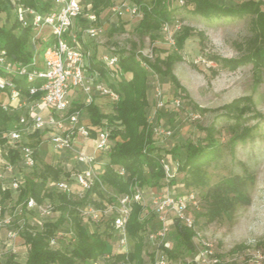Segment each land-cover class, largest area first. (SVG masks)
Segmentation results:
<instances>
[{
  "label": "rangeland",
  "instance_id": "1",
  "mask_svg": "<svg viewBox=\"0 0 264 264\" xmlns=\"http://www.w3.org/2000/svg\"><path fill=\"white\" fill-rule=\"evenodd\" d=\"M212 1L218 5L234 7L249 0ZM254 1H261V8L264 10V0ZM83 2L92 6V0H83ZM142 2L148 4L150 0H142ZM165 4L171 13L170 32L168 31L169 34H167L161 31L155 42L138 32L140 19L126 16L118 20L112 17L109 8H105L98 15V24L102 26L103 32L95 39L85 34L84 46L90 51L91 60H99L102 55L108 54L119 57L134 54L138 58L144 55L152 61L157 55L162 59L174 53L181 55L183 59L174 62L172 66L173 75L181 88L185 90L182 94L187 95V98L181 100V107L176 108L170 102L177 92L176 85L163 84L158 75L152 72L149 74L151 89L148 112L151 124L159 129L172 131L170 138L156 135L155 145L162 149L163 155L166 156L168 153V159L172 154L181 161L180 163H183L187 157L188 144L207 152L210 150L208 142L212 139L221 149V156L204 165V170L209 177L208 186H196L191 183L192 180L187 182L188 172L181 170L178 171L174 183L170 185V192L175 196L194 192L199 207L193 211V215H198L194 248L188 249L177 245L173 237L174 233H171L168 237L171 252L168 264H202L197 259L200 240L212 243L216 254L221 259V264H264V67L256 69L252 64H245L232 70L210 60L212 57L236 59L249 55L256 49L264 51V39L257 37L255 15L247 13L241 17L205 19L194 15L192 9L181 6L178 0H166ZM6 18L5 14H1L0 26L11 27L14 16L7 20ZM76 25L78 30V28H87L90 23ZM112 25L117 28L122 27V30L111 34ZM177 26H189L194 30L182 50H177L175 46L168 43L170 34L176 35L179 31L175 32ZM117 75L114 77L113 73L108 72L107 76L97 77L99 81L109 86L117 84L121 77L119 73ZM126 77L130 79L127 74ZM157 88H160L169 99L165 108L162 109L157 106ZM86 97V94L79 90L73 93L72 101L84 103ZM246 97L251 99L250 102L240 100ZM236 100L241 101L238 104L240 106L238 110L226 108ZM111 105L114 106V102ZM245 105L249 108L244 110L242 107ZM199 109H203L204 112H199ZM194 114H199V118L195 119ZM237 117H242V126L251 129L252 137L245 142H237L232 151L229 141L234 135L233 126L237 122ZM28 140L30 143L38 144L39 156L43 161L61 167L67 173L83 168L76 163L72 153L56 152L48 134L30 136ZM84 141V138L77 136L75 144L83 148L86 143ZM17 174L32 176L33 169L20 165ZM65 178L67 177L63 174L60 179ZM232 178L243 180L241 188L247 195L249 203H237L230 213L208 220L203 214L207 212L211 202L210 193L220 190L224 195L232 197L234 193L226 186V180ZM188 184L191 185L187 186ZM47 187L52 189L48 185ZM142 190L145 192L146 202L142 217H145L148 222L145 229L140 232V237L146 241L145 264H151L156 254L154 246L148 243V233L154 222L149 197L153 192H163L165 189L144 186ZM53 193L57 194L55 191ZM101 193L102 197L93 195L90 206L105 209L110 203L114 204L109 202L115 193L111 188L104 186ZM17 201V193L11 194L10 198L4 202L1 201L0 196V209L4 211V214L12 215L14 221L26 222L30 226L42 229L44 223L54 222L59 217V213L55 210L56 198L46 200L38 209L24 210L22 213L18 211L20 204ZM82 222L90 234L96 232L107 237L111 256L108 262H112L116 253L121 251L118 244V232L111 227L110 223L94 222L88 218L82 219ZM4 234V231L0 230V250L3 252L5 264L10 256L15 257L14 261L25 263L28 248L24 241L18 239L15 244L17 252H12L8 249L14 244L6 245ZM56 237L58 241L56 249L62 251L73 249L75 238L68 225H64ZM128 240V249L132 250L134 241L130 237Z\"/></svg>",
  "mask_w": 264,
  "mask_h": 264
},
{
  "label": "trees",
  "instance_id": "2",
  "mask_svg": "<svg viewBox=\"0 0 264 264\" xmlns=\"http://www.w3.org/2000/svg\"><path fill=\"white\" fill-rule=\"evenodd\" d=\"M22 3L31 9L46 12L50 11L53 6V0H21ZM140 6L143 17L140 19L137 27L138 32L143 36H148L152 42H155L162 31L164 24L171 22V13L166 7V0H150L148 4L142 0H134ZM112 0H92L91 9L98 15L105 9L109 8ZM187 8L192 9L194 15L205 19L218 17H241L247 13L255 15L254 22L257 29V37L264 39V10L261 8L262 2L249 0L238 6L229 7L218 5L212 0H186ZM5 14L7 19L12 14V0H0V16ZM18 30V32H16ZM122 30L111 26V34ZM194 30L192 27L183 26L175 35V47L182 50L187 39H189ZM33 32L30 28H21L17 23H13L11 27L5 25L0 26V50H5L8 56L17 64H29L35 53L42 56L47 45L51 43H39L38 47L31 41ZM257 39V38H256ZM183 57L178 53L170 54L165 58L158 55L154 60H150L147 56L141 55L138 58L134 54L120 56L119 76L117 84H111L109 87L118 94L119 99L113 106V112L110 114L103 113L94 101L89 104L82 102H73L69 113L81 111L82 118L86 117L90 120L93 128H108L110 130L111 151L103 160L104 167L99 175V181L94 187L88 190L83 197H75L66 193L59 192L55 189H48L49 181H59L64 174L69 177V173L63 171L61 167L53 166L40 158L37 143H30L35 149L34 157L37 161L33 169L32 176L25 177V185L18 195V204L26 203L28 199L33 198L38 205H42L46 200H54L56 198V212L59 217L54 222H46L42 229L30 226L25 223L21 238L28 248V257L25 263L14 261V256H10L6 264H85L89 260H96L109 255L108 241L105 235L96 232L90 234L82 222L80 209L92 203L93 195L103 196L102 188L107 186L115 193L109 199V202H115L116 196L132 193L135 188L142 189L147 187L165 188L170 187L174 180L166 182L165 173L163 171L162 161L167 159L163 155L162 149L155 144V136L153 125L149 120L150 106V72L159 76L161 83H174L176 85L175 97L187 98L185 90L181 88L178 80L172 73L174 62L182 60ZM215 63H221L222 66L232 70L245 64H252L258 69L264 67V51L256 49L249 55L236 59H224L212 57L210 59ZM89 69L97 71L101 76H107L109 70L104 64L96 59L91 60ZM0 74L6 76L0 71ZM126 74H131L128 79ZM118 75H116L117 77ZM23 95H29V88L32 83L26 79L15 80ZM41 93L32 97L40 98ZM249 101L247 97L244 99ZM240 100L234 101L227 105L226 108L238 110ZM233 108V109H232ZM244 110L249 108L248 105L242 107ZM199 112H204L199 109ZM242 117H237V122L233 126L234 135L229 141V146L233 151L237 142H245L252 137L251 129L242 126ZM19 121V116L3 109L0 103V145L6 143L4 134L8 132L15 123ZM39 132L31 135L37 137ZM91 136H96L95 131H91ZM113 141V142H112ZM209 151H202L200 148L192 144H188V154L183 163H180L181 171L188 172L187 182L192 180L196 186L206 187L209 184V177L204 170V165L209 161L217 159L221 156V149L213 142H208ZM170 154V153H169ZM171 158L177 159L170 154ZM19 158V153L10 151L6 159L15 163ZM178 160V159H177ZM181 162V161H179ZM124 169L126 175L123 177L119 174ZM250 176V175H248ZM251 177V176H250ZM193 178V179H192ZM243 180L232 178L226 180V186L234 193L232 197L226 196L220 190H214L210 193L211 202L204 217L208 220H214L224 214L230 213L237 203H249V199L241 188ZM188 184L187 186H190ZM57 194H54L53 192ZM1 201L4 202L10 198L9 191L2 192L0 189ZM111 204V203H110ZM98 205V204H97ZM145 207L141 204H134L131 210L126 232L128 238L134 241V247L128 253H116L112 262L109 264H145L144 256L146 241L140 237V232L145 229L147 220L142 217ZM196 212V211H195ZM154 214V213H153ZM154 222L151 225V231L156 230L158 220L153 215ZM198 215L195 216V225L198 223ZM104 224L111 225L112 221H103ZM68 225L75 238L73 249L62 251L50 247V239L56 236L60 229ZM112 227V225H111ZM113 228V227H112ZM174 233L173 237L179 246L193 249L196 230L187 227L178 218H173L169 235ZM169 237V236H168ZM168 256L170 249L167 250ZM111 257V256H110ZM170 258V257H169ZM153 262V261H152ZM152 264V263H151Z\"/></svg>",
  "mask_w": 264,
  "mask_h": 264
},
{
  "label": "built area",
  "instance_id": "3",
  "mask_svg": "<svg viewBox=\"0 0 264 264\" xmlns=\"http://www.w3.org/2000/svg\"><path fill=\"white\" fill-rule=\"evenodd\" d=\"M178 2L181 6L186 5V0H178ZM109 12L118 20L126 16L132 19L143 17L141 6L134 0H112ZM12 14L14 22L21 28L31 29L33 32L31 41L34 45L38 47L39 43L50 41L51 43L46 46L42 56L35 53L32 61L26 65L15 63L5 50H0V71L6 75L0 74V103L4 110L19 116V121L4 134L6 143L0 145V189L2 192L20 194L26 176L17 174V169L20 165L34 169L37 164L34 157L35 149L30 145L28 137L39 132L49 135L50 143L56 152L72 153L76 163L83 166L81 169L70 171L69 177L65 179L50 181L48 186L68 195L83 197L99 181V175L104 167L103 160L110 153L112 145L108 128H93L84 124L81 111L69 113L73 103L72 95L76 91H83L87 96L84 102L86 104L92 102L97 95L109 96L113 102L119 99L116 92L98 80L97 76L100 73L89 69L92 55L84 46L83 36L86 34L91 39L98 38L103 28L98 24L97 14L83 0H53L51 10L46 12L28 8L21 0H12ZM78 23H90V26L77 30ZM170 27L168 22L163 25L162 31L170 32ZM181 28L177 26L175 32L180 31ZM175 42V35L170 34L168 43L175 46ZM98 61L102 62L114 77L120 72L119 56L102 55ZM16 79H26L32 83L28 96L22 94ZM38 93H41L40 98H32ZM156 97L158 108H165L169 99L160 88L156 89ZM170 102L176 108L181 107L180 98L172 97ZM199 116V114L193 115L195 119ZM91 131L96 133L94 138L91 136ZM153 132L165 138L172 136L170 129L162 130L156 126H153ZM77 136L92 140L94 151L87 153L77 147L75 144ZM10 151L19 153L15 163L5 157ZM180 165L179 160L173 158L162 161L167 183L176 178ZM119 174L124 177L126 171L121 169ZM164 189L163 192H153L149 197V206L152 207V212L158 220L156 230L148 233V243L154 246L156 254L152 264L169 262L168 236L173 218H178L187 227L196 229L195 215H193V211L199 207L196 194L189 192L175 196L171 194L169 186ZM134 204H141L144 207L146 205L145 192L140 188H135L132 193L116 196L114 204H110L105 209L84 206L80 209V215L82 219L88 218L94 222L111 220L113 229L119 234L118 244L121 250L119 253H128L130 250L126 225ZM40 206L30 198L26 203L20 204L18 211L19 213L24 210L32 211ZM3 214L4 211L0 209V230L5 233L4 243L6 245L13 243L14 245L8 250L16 253L15 244L18 239L22 240L21 235L26 222L14 221L12 215L2 216ZM57 245V237L54 236L50 239V247L56 249ZM199 246L197 254L199 262L221 264V259L212 243L200 240ZM108 260L110 255L106 254L85 264H109ZM0 264H5L1 250Z\"/></svg>",
  "mask_w": 264,
  "mask_h": 264
},
{
  "label": "crops",
  "instance_id": "4",
  "mask_svg": "<svg viewBox=\"0 0 264 264\" xmlns=\"http://www.w3.org/2000/svg\"><path fill=\"white\" fill-rule=\"evenodd\" d=\"M127 75H128L129 78L132 77L131 74H127ZM93 101L95 102V104L100 108V110L103 113L110 114V113L113 112V106L111 105V103H113V100L111 99V97H109V96H98L97 95V96H95L93 98ZM83 123L86 124V125H89L90 127H92L90 120L87 119L86 117H84ZM84 142H86L85 145H84L85 147L80 148V149L84 150L87 153H92L94 151L93 141L92 140H85ZM80 166H82V165H80Z\"/></svg>",
  "mask_w": 264,
  "mask_h": 264
}]
</instances>
